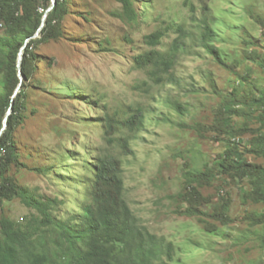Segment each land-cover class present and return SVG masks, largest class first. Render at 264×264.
<instances>
[{"label":"rangeland","instance_id":"1","mask_svg":"<svg viewBox=\"0 0 264 264\" xmlns=\"http://www.w3.org/2000/svg\"><path fill=\"white\" fill-rule=\"evenodd\" d=\"M205 1L216 31L213 43L231 68L218 65L193 43L174 67L179 83L153 86L133 66V57L148 49L144 35L172 26L161 38L165 50L177 35L176 26L189 24L192 7L199 13V0H133L137 17L131 21L117 0H67L63 35L37 46L36 70L25 81V117L13 134L24 166H13L9 174L34 196L61 199L52 212L65 217L88 201L86 162L106 150L99 120L142 110L144 129L131 142L133 154L124 157V194L140 222L173 243V259L166 264H247L264 258L256 236L261 226L243 219L264 208L242 201L240 188L247 190L248 182L217 177L199 188L214 204L222 196L231 199L227 225L207 218L222 235L206 232L198 217L179 213L186 208L179 195L183 172L203 169L224 149L212 134L200 135L192 128L211 123L219 102L215 91L229 87L235 72H249L253 81L264 84V75L247 57L250 50L262 51L264 28L256 18L264 20V0ZM167 98L182 109L173 108ZM257 125L251 120L252 128ZM252 136L247 133L242 140ZM245 158L264 163L251 153ZM34 213L17 197L0 201V216L16 222Z\"/></svg>","mask_w":264,"mask_h":264},{"label":"trees","instance_id":"2","mask_svg":"<svg viewBox=\"0 0 264 264\" xmlns=\"http://www.w3.org/2000/svg\"><path fill=\"white\" fill-rule=\"evenodd\" d=\"M117 1L123 15L135 20L133 0ZM199 2V13L192 7L189 24L176 26L177 35L165 50L160 48L161 38L164 31L174 30L172 26L144 35L148 49L133 57V66L145 73L150 85H177L174 67L193 43L218 65L231 68L213 43L216 31L210 8L205 0ZM68 12L67 0H55L54 5L51 0H0L3 30L0 34V201L17 197L35 210L21 222L0 216V264H166L173 259V243L144 226L124 194V157L133 154L131 142L144 129V111L137 109L125 118L106 115L99 120L106 150L86 162L90 173L85 179L88 201L80 203L78 210L68 212L65 217H56L52 212L63 203L61 199L34 196L9 174L13 166H24L13 134L24 121V85L36 70L37 46L63 35V20ZM256 21L264 28L263 19ZM261 47V52L250 50L247 57L264 75V43ZM20 52L22 57L18 61ZM235 75L229 87L215 91L219 102L213 108L211 123L192 126L200 135L212 134L215 140L223 142L224 149L203 169H186L184 191L179 194L186 204L179 213L198 217L204 230L214 235L222 232L207 218L227 225L232 220L231 199L222 196L214 204L200 193V187L217 177L246 181L249 188H240L242 201L264 205V163L245 158L246 153H251L264 159V84L253 81L249 72H235ZM166 100L176 110L182 109L180 103ZM251 120L258 124L256 128L250 126ZM247 133L253 136L244 142L242 137ZM243 219L252 226H261L262 232L256 236L264 249V208L246 214ZM247 264H264V258Z\"/></svg>","mask_w":264,"mask_h":264},{"label":"water","instance_id":"3","mask_svg":"<svg viewBox=\"0 0 264 264\" xmlns=\"http://www.w3.org/2000/svg\"><path fill=\"white\" fill-rule=\"evenodd\" d=\"M51 3H52V5H54V4H55V0H51ZM42 25H43V23L41 24V26H42ZM21 57H22V52L19 53L18 61L21 60Z\"/></svg>","mask_w":264,"mask_h":264}]
</instances>
